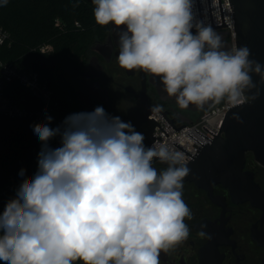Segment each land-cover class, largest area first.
Segmentation results:
<instances>
[{"label":"clouds","instance_id":"1","mask_svg":"<svg viewBox=\"0 0 264 264\" xmlns=\"http://www.w3.org/2000/svg\"><path fill=\"white\" fill-rule=\"evenodd\" d=\"M92 3L99 25L125 29L117 33L119 66L158 76L181 107L240 105L256 87L253 74L264 83V65L249 58L247 46L227 49L210 25L194 22V0ZM52 120L31 125L41 143L37 170L0 213V262L160 264L161 251L188 238L183 180L190 170L181 152L146 147L131 122L103 106L72 113L55 128ZM57 136L60 146L50 147ZM154 160L167 167L158 171Z\"/></svg>","mask_w":264,"mask_h":264},{"label":"flooded vegetation","instance_id":"2","mask_svg":"<svg viewBox=\"0 0 264 264\" xmlns=\"http://www.w3.org/2000/svg\"><path fill=\"white\" fill-rule=\"evenodd\" d=\"M105 28V37L92 45L87 63L73 68L76 93L86 112L103 106L110 116L131 122L144 135L145 144L147 126L143 119L147 108L141 96L142 77H147L149 106L169 111L171 118L179 119L176 125L191 123L214 107L212 101L196 111L181 107L165 88L158 94L149 82L150 73L121 68L117 62V33L125 29L111 23ZM215 32L229 49V34L224 30ZM153 166L158 171L166 168ZM244 172L252 176L259 189H249L247 197L222 185L214 186L210 196L206 190L183 181V199L192 212V219L185 220L189 236L167 252L161 251L160 264H264V167L248 154Z\"/></svg>","mask_w":264,"mask_h":264},{"label":"trees","instance_id":"3","mask_svg":"<svg viewBox=\"0 0 264 264\" xmlns=\"http://www.w3.org/2000/svg\"><path fill=\"white\" fill-rule=\"evenodd\" d=\"M93 9L92 0H7V4L0 0V25L11 36L0 50L1 58L37 71L54 90L66 116L86 112L76 93L73 68L87 63L92 45L107 33L95 21ZM44 44H52L54 51L42 54L38 48ZM75 58L80 65L74 64ZM19 93L32 100L29 92L20 89ZM33 124L27 119H0V213L8 196L14 198L22 180L37 170L41 143ZM21 169L26 170L25 177L19 176Z\"/></svg>","mask_w":264,"mask_h":264},{"label":"water","instance_id":"4","mask_svg":"<svg viewBox=\"0 0 264 264\" xmlns=\"http://www.w3.org/2000/svg\"><path fill=\"white\" fill-rule=\"evenodd\" d=\"M235 18V48L247 46L250 49V59H254L264 65V0H230ZM201 22H203L201 1L198 0ZM211 18L214 28L226 27L222 0H220L222 18L224 26H215L211 0H209ZM193 31H195L193 29ZM232 48L230 43L229 49ZM149 82L155 87L159 95L162 94L164 85L161 79L150 74ZM142 100L146 106V113L143 122L147 126L146 147H150L160 137L153 136L154 129L158 126L168 138V134L158 124L156 120H151L149 116L155 111L154 107L149 106L147 91V77H142ZM256 87L246 90L245 95L249 97L245 103L235 105L226 113L218 135L214 139L208 138L211 143L203 144L191 134H188L201 146L195 156L190 154L180 145H174L190 156L192 159L185 163L189 168V174L184 178V182L193 183L198 188L206 190L211 196L214 186L222 185L230 192L240 193L247 197L249 189L259 191L258 186L254 184L252 176L244 172L248 154H252L255 161L264 167V83L257 74L252 76ZM255 96V99L251 97ZM209 101L208 103H210ZM158 112L177 130L183 129L176 127L178 118H171L169 111H163L160 106ZM194 104H189L186 109L198 110ZM153 111V112H152ZM91 112V111H89ZM239 117L237 119L236 117ZM186 124V123H184ZM205 138L200 132L195 130ZM163 141V140H162ZM153 164H159L167 167L166 164L154 160Z\"/></svg>","mask_w":264,"mask_h":264},{"label":"built area","instance_id":"5","mask_svg":"<svg viewBox=\"0 0 264 264\" xmlns=\"http://www.w3.org/2000/svg\"><path fill=\"white\" fill-rule=\"evenodd\" d=\"M203 24L213 27L209 0H200ZM223 12L225 18L226 27L214 28V30H224L229 34L232 48H235V18L234 11L230 0H222ZM211 6L213 11V17L215 26H224L220 0H211ZM194 22H201L198 0H194ZM59 21L57 25H59ZM195 30V29H194ZM11 41L10 33L0 25V50L3 46L7 45ZM38 50L42 54H48L54 50L51 44L41 45ZM20 89L29 92L32 96V100L27 97L20 96ZM17 97L18 102L13 100V97ZM235 105H230L226 100L220 105L214 106L207 110L199 119L194 120L191 123L177 124V128L183 129L177 131L157 110H155L149 118L156 120L163 130L168 134L170 138L158 127L154 129L153 136L157 139L153 144L166 145L170 149L179 151L183 154L184 163H188L192 158L176 147L177 143L193 156L196 155L198 148L194 146H201L203 144L211 143L208 138L214 139V135H218L222 123L224 121L226 113ZM46 115L53 117L51 124L52 128H55L62 124L65 117L64 107L60 100L56 98L54 90L50 87L47 80L41 77V75L34 70L23 69L18 64L5 61L0 56V119H27L34 124L45 122ZM211 131L213 134H211ZM195 130L200 132L197 133ZM191 134L197 140L189 136ZM208 137V138H207ZM49 145L52 148L60 146V137L57 136L49 141ZM8 199H12L8 196Z\"/></svg>","mask_w":264,"mask_h":264},{"label":"rangeland","instance_id":"6","mask_svg":"<svg viewBox=\"0 0 264 264\" xmlns=\"http://www.w3.org/2000/svg\"><path fill=\"white\" fill-rule=\"evenodd\" d=\"M229 42L231 43V40H230V37H229ZM52 45V44H51ZM53 46V45H52ZM54 51V50H53ZM52 51V52H53ZM52 52H50V53H48V54H51ZM81 60L79 59V58H75V61H74V64L75 65H80L81 63ZM217 105V103L214 105V106H216Z\"/></svg>","mask_w":264,"mask_h":264}]
</instances>
